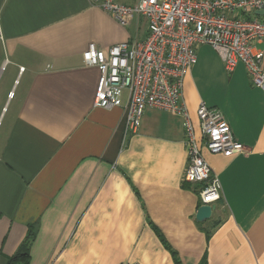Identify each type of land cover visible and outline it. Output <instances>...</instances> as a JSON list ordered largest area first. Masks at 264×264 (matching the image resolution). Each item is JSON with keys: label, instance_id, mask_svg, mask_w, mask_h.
<instances>
[{"label": "crops", "instance_id": "0c3cea01", "mask_svg": "<svg viewBox=\"0 0 264 264\" xmlns=\"http://www.w3.org/2000/svg\"><path fill=\"white\" fill-rule=\"evenodd\" d=\"M256 11L245 16L264 22ZM0 26V264L31 233L29 264H264V89L242 62L227 71L199 45L184 80L197 137L205 103L247 149L226 156L201 142L222 196L198 221L183 117L149 107L125 136L124 105L94 104L90 44L144 39L146 18L122 26L93 0H0Z\"/></svg>", "mask_w": 264, "mask_h": 264}, {"label": "built area", "instance_id": "2783aa9c", "mask_svg": "<svg viewBox=\"0 0 264 264\" xmlns=\"http://www.w3.org/2000/svg\"><path fill=\"white\" fill-rule=\"evenodd\" d=\"M122 26L135 15L148 21L144 39L124 41L108 49L90 44L88 62L100 70L94 104L103 108L124 105L125 136L136 133L147 108L183 117L187 167L184 180L200 183V205L221 199L222 185L201 150L226 156L246 153L223 113L201 103L197 115L201 139L183 101L185 77L197 62L199 45L212 46L227 71L242 62L254 85L264 89V22L245 16L264 9V0H93ZM1 36V26H0ZM127 93L126 103L124 94Z\"/></svg>", "mask_w": 264, "mask_h": 264}, {"label": "trees", "instance_id": "16d2710c", "mask_svg": "<svg viewBox=\"0 0 264 264\" xmlns=\"http://www.w3.org/2000/svg\"><path fill=\"white\" fill-rule=\"evenodd\" d=\"M33 233L29 235L27 240L23 243L21 246L18 254L11 259L9 264H29V245H30V237ZM177 264H180V260L176 259ZM199 264H208L206 256L203 257V259L200 261Z\"/></svg>", "mask_w": 264, "mask_h": 264}, {"label": "water", "instance_id": "95a60500", "mask_svg": "<svg viewBox=\"0 0 264 264\" xmlns=\"http://www.w3.org/2000/svg\"><path fill=\"white\" fill-rule=\"evenodd\" d=\"M257 13L261 14L263 13V9L256 11ZM215 209V204L209 205V204H204L200 205L197 213H196V219L198 221H203L205 219H208L211 217L213 210Z\"/></svg>", "mask_w": 264, "mask_h": 264}]
</instances>
